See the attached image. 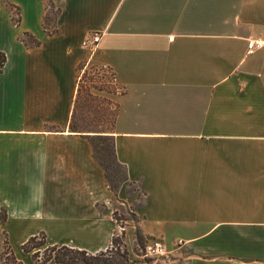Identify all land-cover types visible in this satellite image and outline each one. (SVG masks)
<instances>
[{"label": "crops", "instance_id": "1", "mask_svg": "<svg viewBox=\"0 0 264 264\" xmlns=\"http://www.w3.org/2000/svg\"><path fill=\"white\" fill-rule=\"evenodd\" d=\"M53 1L57 33L44 25L48 0H0V252L4 232L23 264H39L22 245L41 232L106 250L118 201L137 218L124 227L129 250L137 230L164 240L169 256L152 264H264V48L247 51L264 37V0ZM94 31L92 52L82 42ZM82 65L118 87L104 93L127 172L117 190L93 134L69 127Z\"/></svg>", "mask_w": 264, "mask_h": 264}, {"label": "rangeland", "instance_id": "2", "mask_svg": "<svg viewBox=\"0 0 264 264\" xmlns=\"http://www.w3.org/2000/svg\"><path fill=\"white\" fill-rule=\"evenodd\" d=\"M48 18L45 23V27L50 31L55 29L53 22L58 14V6H48ZM17 10L13 9V16L17 18ZM85 72L81 75L80 79V92L77 106L75 107V125L79 127L80 130L86 131H110L113 128L114 116L116 112L117 105L107 97H105V91H114L118 87L114 83V77L112 72L105 69V67H97L82 65V70ZM95 143L100 146L98 150V155L102 159V162L107 167V174L109 175V184L114 190L119 189V187L125 182L127 172L126 169L119 165V163L114 161V154L112 150V140L96 138ZM103 147V148H102ZM104 149V151H103ZM139 187L135 182H131L129 190L130 195L137 193ZM118 209L115 211V216L118 219L119 233L124 230V227L130 224H136L137 218L133 212V206L121 204V202H116ZM125 232V230H124ZM126 238V234H125ZM147 239L144 238L143 241L138 240L137 233L135 236V241L131 246V254L134 259L145 261V257L142 252V246ZM43 241L39 238L37 242ZM37 251V250H35ZM34 251V252H35ZM39 251V256L41 260L47 257L44 251V247ZM4 256V255H3ZM6 257V256H5ZM4 257V258H5ZM3 259V258H2ZM152 260V259H151ZM53 263L50 261L46 264ZM0 264H2L0 262ZM3 264H10L4 260ZM146 264H152L150 261Z\"/></svg>", "mask_w": 264, "mask_h": 264}, {"label": "trees", "instance_id": "3", "mask_svg": "<svg viewBox=\"0 0 264 264\" xmlns=\"http://www.w3.org/2000/svg\"><path fill=\"white\" fill-rule=\"evenodd\" d=\"M56 5V3L53 0H48V6H53ZM9 10L13 13V9H16L17 12V18L14 17V22L18 23L20 21V11L19 8L16 7L13 4H7L6 5ZM60 11V7H58V13ZM58 15V14H57ZM48 18V10L46 12L45 16V23L47 22ZM57 29L49 30V33H57ZM22 41L29 45H39L40 42L38 41L37 38L34 37L31 33H24L23 37L21 38ZM7 61L6 54L4 51H0V72L3 70L5 64ZM79 92L80 89L78 90V97L76 99V105L78 103V98H79ZM75 107L73 110V115H72V120L71 124H69L70 130L73 132H86L89 134H93L92 136V145L94 148V154L96 159L100 162L104 170L106 171L107 174V167L104 165L102 162V159L98 155V150L99 147L94 139L98 138H103V139H111L112 142V150L114 154V161L119 163L117 160V156L115 153V144H114V138L111 135L112 130L110 131H103V130H96V131H86V130H80L79 127L75 125ZM117 112V108H116ZM115 112V116H116ZM114 116V119H115ZM114 125V124H113ZM112 125V126H113ZM103 148V147H102ZM104 151V149H103ZM119 165H121L119 163ZM109 175L107 174V179L110 181ZM127 178V176H126ZM126 180V179H125ZM0 219L3 221V223L7 220V211L4 207L1 208L0 211ZM137 233V238L140 241L144 240V236L140 233L139 230L136 231ZM39 238H42L43 241L40 243L37 242ZM8 236L7 233L4 232V240L2 243V250L0 252V262L3 264L4 260L6 259V262H9L10 264H23V262L19 261L16 257V253L11 247L9 241H8ZM47 235L44 232H41L40 234L36 236H31L28 241H26L22 245V249L25 252H31L33 259L38 261L39 264H46L50 261H53L55 264H146L147 262H151L152 260L150 258H145V261H140L137 259H134L130 250L128 249L125 241V232L122 230L120 233L116 232L113 236L112 242L109 244L106 250L103 251H98L96 253H91L88 251H85L83 249H78V248H71L69 246H66L65 244H54L50 245L47 243ZM44 247V251L47 254V257L44 258V260L39 259V251L41 248ZM37 250V251H35ZM35 251V252H34ZM4 255V256H3ZM6 256V257H5ZM5 257V258H4ZM3 258V259H2Z\"/></svg>", "mask_w": 264, "mask_h": 264}, {"label": "built area", "instance_id": "4", "mask_svg": "<svg viewBox=\"0 0 264 264\" xmlns=\"http://www.w3.org/2000/svg\"><path fill=\"white\" fill-rule=\"evenodd\" d=\"M102 39V33L98 31H94L90 33L85 40H83L82 45L90 51H94L98 46L99 42ZM264 48V37H254L249 40L247 45L248 53H254L256 50ZM85 72L83 69L82 74ZM81 74V75H82ZM179 244L183 243V240H179ZM165 242L163 239H147L142 246V252L145 257H149L152 261H159L167 258L169 256V252L167 247L165 246Z\"/></svg>", "mask_w": 264, "mask_h": 264}]
</instances>
